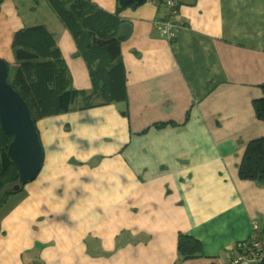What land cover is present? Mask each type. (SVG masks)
Listing matches in <instances>:
<instances>
[{
	"label": "crops",
	"instance_id": "1",
	"mask_svg": "<svg viewBox=\"0 0 264 264\" xmlns=\"http://www.w3.org/2000/svg\"><path fill=\"white\" fill-rule=\"evenodd\" d=\"M86 1L119 21L123 102L109 101L106 56L86 47L108 44L92 30L80 44L53 0H0V59L16 70L17 35L40 28L77 92L70 112L36 119L43 162L0 206V264H227L264 237V186L238 178L247 143L264 138L252 106L264 0H177L184 28L170 41L154 26L163 3ZM178 235L200 243L198 257L181 258Z\"/></svg>",
	"mask_w": 264,
	"mask_h": 264
},
{
	"label": "trees",
	"instance_id": "2",
	"mask_svg": "<svg viewBox=\"0 0 264 264\" xmlns=\"http://www.w3.org/2000/svg\"><path fill=\"white\" fill-rule=\"evenodd\" d=\"M160 3L165 5L164 0H156L152 5L156 6ZM51 4L53 11L65 23V26L80 44H82L84 33L91 30L94 32V37L97 36L96 42L113 40L103 49L97 48L96 44L92 45L91 43L86 47L99 50V55L104 54L106 56L108 61L105 64L107 83L103 86L105 90L109 89V101H125L124 75L119 60L120 41L113 37L114 32L111 31L119 24L118 19L111 18L107 12L86 0H71L67 6L59 3L58 0H53ZM130 5L132 6V4ZM117 10L122 9L117 8ZM88 27H92V29L87 30ZM103 35H105V39H102ZM14 45L37 56L36 60L18 62L12 79L7 77V83L27 104L32 120L36 122L37 118L58 116L70 112L75 105L77 92L67 86L64 68L52 38L42 29L33 28L29 31L20 32ZM96 71L95 68L92 73L93 84H96L95 78H99ZM261 89L262 97L253 100L252 106L257 119L264 120V86ZM90 99H86V107L101 103H95ZM161 125L155 124L154 126L158 128ZM7 146L8 141L0 129V206L5 198L11 195L12 186L17 183V169L7 155ZM238 178L241 181H251L264 186V138L247 143L238 167ZM260 238L264 239V237ZM177 251L182 259H192L201 253V245L190 237L178 235ZM260 264H264V262Z\"/></svg>",
	"mask_w": 264,
	"mask_h": 264
},
{
	"label": "water",
	"instance_id": "3",
	"mask_svg": "<svg viewBox=\"0 0 264 264\" xmlns=\"http://www.w3.org/2000/svg\"><path fill=\"white\" fill-rule=\"evenodd\" d=\"M144 0H116L117 8L130 4L140 5ZM113 40L96 42L105 46ZM16 61L36 60L31 52L18 49L14 52ZM8 65L0 59V129L8 141L7 155L17 169V183L11 194L18 193L23 186L38 175L43 162V151L35 122L21 96L7 83Z\"/></svg>",
	"mask_w": 264,
	"mask_h": 264
},
{
	"label": "built area",
	"instance_id": "4",
	"mask_svg": "<svg viewBox=\"0 0 264 264\" xmlns=\"http://www.w3.org/2000/svg\"><path fill=\"white\" fill-rule=\"evenodd\" d=\"M153 4L156 0H148ZM167 8V19L155 22L154 26L158 35L168 41L173 39L175 32L184 27L178 24V1L164 0ZM264 262V239L258 235L250 237L248 240L235 245L234 255L229 259L227 264H260Z\"/></svg>",
	"mask_w": 264,
	"mask_h": 264
},
{
	"label": "rangeland",
	"instance_id": "5",
	"mask_svg": "<svg viewBox=\"0 0 264 264\" xmlns=\"http://www.w3.org/2000/svg\"><path fill=\"white\" fill-rule=\"evenodd\" d=\"M9 69H8V76H9V79H12V76L15 72V67L13 65H8Z\"/></svg>",
	"mask_w": 264,
	"mask_h": 264
}]
</instances>
